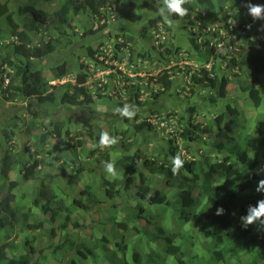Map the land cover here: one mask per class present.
I'll return each instance as SVG.
<instances>
[{
  "label": "trees",
  "instance_id": "1",
  "mask_svg": "<svg viewBox=\"0 0 264 264\" xmlns=\"http://www.w3.org/2000/svg\"><path fill=\"white\" fill-rule=\"evenodd\" d=\"M8 1L16 0H0V20L5 21V31L16 41L0 45V74L7 80L4 86L0 77L1 136L9 140L6 130L13 133L10 128H17L19 122L25 128L26 143L17 145V158L11 153L16 151L11 147L5 149L0 143V180H4L11 169L14 170L13 163L16 160L13 157L26 159L32 156L33 162L24 161L17 170L23 184H29L32 188L34 185L35 192L30 195L32 199L29 206L27 192L12 193L19 185L18 181L0 184V195L2 188L7 190L6 197L0 198V264H168L166 256H173L178 264H183L179 258L180 249L187 252L188 259L192 261L196 254L191 251L197 246L198 240L191 242L177 223L175 229L168 233L161 229L160 223L164 222L162 216L172 204H176L184 222L204 218V223L198 224V230L203 231V236L210 240L207 251L211 256L207 264H214V261L227 264L225 256L229 257V251L219 247L224 243L229 244L228 237L220 229L206 226V223L214 222L218 215H207L204 210L209 207L222 208L224 211L219 217H227L230 223L235 224L234 214L244 216L249 205L255 206L257 201L264 199V192L256 191L258 181L264 179L258 176L264 163V151L251 144L256 136L264 140V133L257 126L255 133L250 132L248 120L251 121L252 117L240 123L245 116L240 102L243 95H246L248 105L260 107L264 111V87H260L264 80V39H253L250 35L254 33V23L249 28L250 24L240 20L229 29L235 35L231 44L236 46L240 41L241 44L227 66L244 75L246 79L243 83L231 77L222 79L216 73L218 65L214 59L216 61V58L221 59L224 55L213 54L214 48H207L206 42L203 43L205 58L199 51V42L188 38L187 46L199 60L205 58L206 63L212 55L214 62L209 69L201 67L199 74L192 75V83L214 93L207 97L206 102L210 106H215L217 101L225 98L220 102L224 103L225 109L233 108V116H225L223 111L205 121L203 126L193 119L196 107H200L199 103L187 99L186 109L178 118L177 125L182 127L179 137L199 147L192 149L193 160L185 161L184 166L174 174L168 167L172 166L169 165L170 157L178 152L176 146L156 131V125L145 123L142 118H147V113L158 119L164 102L174 100L177 93L171 87L168 76H158L161 91H150L144 99L142 95L148 92V86L125 83L130 81L126 77L123 90L114 100L108 94H94L84 86L83 74L88 70L86 63L80 64L77 58L70 64L72 53L78 47H84L86 56L94 62L97 61V54H104L101 43L103 36H96V47L85 40L87 35L84 32L72 42L67 41L65 31L71 26L73 15L98 13L106 6L110 8V5L117 4L125 9L124 15L130 17L127 4H119V0H113L114 3L112 0H58L57 10L49 14L36 5L49 0H36L18 9L17 14L29 20V24H22V27L7 7ZM135 1V5H138L139 1ZM244 2L237 0L230 6H239L237 12H244ZM251 2L256 3L254 0ZM200 4H205L208 9L206 20L212 18L221 22V12L214 10L211 0H188L184 5L188 14L184 18L193 15L205 26L202 14L197 10ZM146 6L151 10L150 5ZM154 10L158 8L154 7ZM155 22V19L149 20L146 27L137 32L135 37L142 41L134 56L151 58L143 47L148 39L144 32ZM191 22H186V28ZM30 32L37 35L43 33L40 36L47 37V41L37 47L33 40L31 42ZM96 32L102 30L98 28ZM134 42L138 41L133 39ZM118 50L119 46L116 45L113 52ZM129 50L132 57V47ZM177 50L178 46L169 44L158 57H173L178 53ZM61 52L63 55H59ZM54 54L60 57L55 58ZM80 66H83L82 70L78 71ZM70 69L76 71L77 82L72 91L69 83L62 85L60 95V91L50 81L64 78ZM45 72L51 73V77H46ZM233 76H237L236 73ZM109 77L111 80L112 75ZM228 85L234 86L236 94L233 98L226 97ZM126 103L138 108L133 119L122 118L113 112L114 108ZM99 105L104 106V111H99ZM170 114L173 115L172 112ZM162 121H169V117L164 115ZM99 123L107 127L110 136L120 138L115 145L106 147L107 150L97 146L103 132L99 129ZM117 124L120 127L116 128ZM32 131L37 133L33 134ZM53 138H58L59 143L52 145L47 142ZM86 138L91 144L90 149L85 148ZM152 139L154 144L147 154L144 149L151 144ZM143 144L146 145L144 148ZM262 144L264 147V141ZM88 158L95 164L92 168L89 167L90 163L84 162ZM105 161L114 162L115 176L105 172ZM39 170L40 175L37 174ZM154 175L164 177V188L151 189ZM239 175L242 177L240 180L237 179ZM132 188L136 207L129 205L132 199L129 191ZM143 203H147L151 211ZM73 207L87 215V224L78 223ZM156 208H161L159 214ZM141 219L147 225L138 229L136 227ZM130 224L133 226L128 229ZM150 226H154V229L151 230ZM239 231L238 227L236 232ZM247 231L251 242L264 243V234L251 229ZM110 235L119 239L117 248Z\"/></svg>",
  "mask_w": 264,
  "mask_h": 264
},
{
  "label": "rangeland",
  "instance_id": "2",
  "mask_svg": "<svg viewBox=\"0 0 264 264\" xmlns=\"http://www.w3.org/2000/svg\"><path fill=\"white\" fill-rule=\"evenodd\" d=\"M36 0H16V1H8L7 7L10 9V11L15 15L14 17L19 20L20 24L22 27H24L22 24H29V20L26 18V16L18 15V9H20L22 6L26 4H32ZM117 1V0H116ZM139 4L135 5V0H119V4L125 3L127 4V11L131 15L130 17L125 16V9H121L118 7L119 5H114V8L116 9L114 12L110 13L109 9H105L99 17H101V21L99 24L95 23L93 20L92 22L90 21V17L82 14V15H73L72 17V23L71 26H68V29L65 31L66 39L67 41L69 40L72 42L75 40V38H79L80 35L82 36L84 32L85 34L87 33L88 35L85 36V40L87 42H90L93 47H96L95 43L98 42V39H96V29L99 27H103L105 25V29L103 32H100L99 34L103 35L102 38V51L105 53L104 58L100 55L97 56V61H91L85 54V49L84 47H78L74 53H72V59L70 64L72 65V60L75 61L78 58V62L82 65H87L86 73L83 74L85 78L84 86L88 87L92 92L104 95V94H110L114 100L118 99V94L120 90H123L124 81L126 77L130 79V81H127L125 83H138L141 86H148V92H145L142 95V99H144L150 91H161V86L160 83L158 84L157 82V77L158 76H163L166 74L170 80H171V87H174V90L176 91V95L173 97L174 100H166L164 102L163 108L160 110L161 116H158V119H155L153 116L150 114L146 113V117L142 116L143 121L145 123L150 122L151 124L156 125V131L159 132L160 135H163L165 137H169L172 139H178L179 138V133L182 131V127L177 125L178 124V118L183 115V110L186 109V103L187 101L193 99L194 102L197 104L199 103L200 107H196V112L194 114V122L195 123H201L203 126H205V121L210 120L212 117L214 118L216 116L217 112H220L221 109L213 108L207 103L206 97L210 95V91L208 89H204L202 87H198L197 85L192 83V80L190 76L193 74V72L197 73L195 70L199 69L200 67L207 65V68L214 64V62L218 65V69L216 70V73L222 78V79H229L230 77L234 79L235 81H239L243 83L244 81V75H241L239 71L236 69H233L231 67H228L227 64L229 63V57L225 56L229 52L222 51L221 48L224 46H221V42L224 41L225 35L227 33L231 34L229 31L230 28H233L238 24L240 20L244 21L247 24H252L254 23V33L250 34L253 39L260 38L264 39V31L260 30L262 26H264V20H256L254 21L246 11H244L242 14L237 12L238 11V6L234 8L233 6H230V4L236 0H227L224 4L227 5L225 7V10L222 8V13L224 14L221 22L216 23L210 20L208 22V29L205 30L204 28L199 26V22L194 21L191 22V24L187 25L186 28V22L188 20L192 21L190 16L189 18H180V17H174L172 16L171 19L174 21L173 25L170 27L167 23L164 22L163 18L158 15V10L155 11L154 7L159 8L162 6V0H138ZM192 1V0H189ZM225 0H213V3L215 5V9L217 10ZM4 2V1H3ZM37 2V1H36ZM257 3L264 4V0H256ZM151 5V10L147 9V4ZM41 9L46 11L47 13L51 14L54 11L57 10L59 3L58 0H49L48 2H39L38 4ZM126 6V5H125ZM201 7V6H200ZM200 7H197L199 10ZM119 9V11H118ZM196 12V11H195ZM218 13V12H217ZM203 17V15H202ZM156 21V24L154 26H151L150 28L146 29V32L144 34L146 35V39L143 47L145 46L144 49H147L149 52V57L150 59H140V57L134 56L137 50L140 48V43L141 39L136 38L137 32L141 31L144 27H146L147 23L149 20H154ZM200 21V20H199ZM202 22L200 21V24ZM101 25V26H100ZM5 21L0 20V45L7 44L9 42H12V38L9 35L8 32L5 30ZM218 29L220 31H218ZM98 31V30H97ZM215 32V33H214ZM42 33V32H40ZM214 35H211V34ZM216 34H219L218 36ZM241 34V33H240ZM40 35H43L40 34ZM79 36V37H78ZM91 39V37H94ZM232 36L234 37L235 35L232 33ZM84 37V36H83ZM189 37H193L199 44L201 45L200 47V52L205 55L206 58V48L203 45V43L208 42L207 48L214 47L215 53L216 50L220 51L221 54H223V58H216V61L214 59V62L210 60V57L208 58V61L210 60V65L209 63L204 62L205 58H200L196 56V53L187 46V41ZM30 38L31 41L33 40V44L35 42L37 43H42L47 41V37H42L34 32H30ZM133 39L135 41H138L137 43H133ZM241 39L242 35H241ZM220 41V42H219ZM244 41V40H243ZM242 41V42H243ZM116 43L117 46H119V51L118 52H113V46ZM171 44L172 46L174 45L175 47L178 46L177 54L175 56L173 55V58L165 59V58H159L160 56V51L164 52L165 47L167 45ZM241 41L237 43L238 46H240ZM226 45V43H225ZM237 46V47H238ZM132 47V52L133 55L130 57V48ZM142 47V48H143ZM68 48V47H67ZM189 49V52H188ZM135 52H134V51ZM188 53H187V52ZM59 55H63V53H59ZM58 54H54L53 57L58 58ZM147 55V54H145ZM154 56V58H152ZM60 57V56H59ZM116 57V58H114ZM146 57V56H145ZM118 58L120 60H118ZM131 59V61L129 59ZM170 68L168 69V67ZM74 67V66H71ZM83 66H80L78 71L82 70ZM188 67V68H187ZM170 71V72H168ZM84 73V71H82ZM112 73V74H111ZM236 73L237 76H233V74ZM112 75V79L109 80L108 75ZM46 77H51V73L45 72ZM77 76L76 71H73L70 69L67 73V76L62 78L61 80H51L50 84L55 87L56 90L60 91L61 95V89H63L64 84L69 83L70 84V90H73L74 85L77 82ZM1 77V74H0ZM109 77V78H108ZM264 77V76H262ZM231 79V81H232ZM246 79V78H245ZM109 83V88L107 87L108 82ZM120 85V86H119ZM264 85V80L263 84ZM6 86V85H4ZM119 86V87H118ZM260 86V87H261ZM108 88V90H107ZM228 90V95L229 98L233 97V90L231 87L228 85L227 86ZM108 92V93H107ZM154 93V92H153ZM97 97V96H96ZM189 97V98H187ZM189 99V100H187ZM125 98L123 99V101ZM5 107V106H4ZM264 107V104L262 105ZM99 111H104V106L99 105L97 107ZM207 109V110H206ZM206 111V112H205ZM244 111L245 112H251L249 115L253 114L255 112V119H259L260 114L259 111H255L253 109H250L244 105ZM170 112L173 113V115L170 114ZM168 116L169 119H174L172 121L171 127H166V126H160V123L162 122V117L163 116ZM141 118V119H142ZM29 119V118H28ZM157 122V123H156ZM177 122V123H176ZM255 122V121H253ZM176 123V124H175ZM132 124V123H131ZM130 124V125H131ZM18 127L17 128H10V130L14 133H11L10 131L6 130L7 134L9 135V140L6 141V138H2L1 136V131L2 128H0V143L3 144V147L6 148H12L14 151H11L12 156L16 157V153L18 152L17 145H23L26 143V139L24 136V131L25 128L21 127V123L18 122ZM120 127V124H117L116 128ZM124 128L126 127V124L123 126ZM132 127V126H131ZM21 129V130H20ZM99 129H101L103 132L108 133V129L105 125L102 123H99ZM133 129V128H132ZM33 134H36V131H32ZM23 134V135H22ZM117 137V136H116ZM118 140L120 139L117 137ZM87 140V138H86ZM51 142L52 145H55L59 143L58 138H53L47 140V142ZM206 141H207V136H206ZM151 144H149L144 151L148 154L151 151V148L153 147L154 140L152 139ZM259 141H255L254 146L256 149L258 148L260 151H264V149H261V146L258 144ZM142 141L139 139V144H141ZM146 145H142V148H144ZM178 148L181 149L180 152L183 153V158L187 157V154L192 157V149H197L199 146L191 145L188 146L187 142L185 141L182 143V141H178L177 143ZM86 149L91 148V144L86 141L85 145ZM106 148V147H104ZM11 149V150H12ZM17 149V150H16ZM107 150V148H106ZM190 153V154H189ZM13 157V160H16L15 163H13L14 170L11 169L8 173H6L5 179L0 180V184L3 182H6V184L9 181H18L19 185L13 190V194H20L21 192L25 191L29 195L27 197V205L31 203V194L35 192V188L33 185V188L29 184H23V182L20 179V174H18V168L20 164H24V161H29L33 162V158H21V159H16ZM0 158H1V151H0ZM28 159V160H27ZM85 163H90V168L95 166V164H92V161L88 158L87 160H84ZM264 162V160H263ZM81 164V163H80ZM171 165V163L169 164ZM264 167V163L262 164ZM172 166L168 167L171 169ZM41 170L38 171L37 174L40 175ZM111 176V175H110ZM241 175L237 176L236 178L240 180ZM87 177V176H86ZM235 178V179H236ZM1 179V177H0ZM160 178L159 175H154L151 181V189H157V188H164L163 181ZM32 183V182H31ZM33 184V183H32ZM1 190V195L0 198H4L7 195V190L6 188H2ZM129 195L132 196V199H130L129 205L132 207H136L137 201L134 198L135 192L134 189L132 188L129 191ZM152 195V192L150 193ZM125 204H128V201H125ZM146 209L150 210V207L147 203L142 204ZM30 206V205H29ZM74 214L77 219L79 224H87L89 221L87 215L83 213L80 210H77L75 207ZM153 209V208H152ZM161 208H156V212H160ZM33 211L36 212V209L33 208ZM140 225H143L141 223ZM129 238L130 236L127 235ZM44 242V238H41ZM127 239V237H126ZM137 240H141L140 238H136ZM128 240V239H127ZM136 240V241H137ZM142 241V240H141ZM208 262V258H201L199 259V262L195 264H206ZM193 264V263H192Z\"/></svg>",
  "mask_w": 264,
  "mask_h": 264
},
{
  "label": "clouds",
  "instance_id": "3",
  "mask_svg": "<svg viewBox=\"0 0 264 264\" xmlns=\"http://www.w3.org/2000/svg\"><path fill=\"white\" fill-rule=\"evenodd\" d=\"M211 1L213 3V0H211ZM226 1H224V4H228V3H225ZM254 1L256 2V0H254ZM112 2L114 3L113 0H112ZM186 3H188V0H162V6L158 8V15L161 16L163 18L164 22L167 23L171 27L174 23V21L171 19L172 16H177L180 18L187 16L188 9L184 7V5ZM224 4H222L220 6L221 8L219 7L217 9L221 12L222 18L224 16V14L222 13V8L225 10V8L228 7L227 5H224ZM114 5H117V4L110 5V8L108 6H106L105 8L101 9L98 13H88L85 15L90 17L91 22L93 20L95 23L99 24L101 21V17H99V15L105 9H109V12L110 11L114 12L116 10L114 8ZM200 6H199L200 7L199 10L198 9L197 10H198V12H200L203 15V19H204L203 22H205L204 23L205 26H203V24H200L199 20L193 18L194 16L191 17L192 22H194V21L199 22V26L204 28L205 30L208 29V25H209L208 22L210 20H212L213 22L219 23L212 18H210L209 20H206L208 9L205 6V4H200ZM213 6H214V10H216L214 3H213ZM225 6H227V7H225ZM243 7L245 8V10H243V11H246L247 14L254 21L264 20V4H260L257 2L252 3L251 0H245V2L243 3ZM238 9H239V6H238ZM112 12H110V13H112ZM239 13L242 14L243 12L239 11ZM155 24H156V22L154 23V25ZM248 27L251 28V25H249ZM99 28L103 32L105 29V25H103V29L101 27H99ZM97 30L98 29H96V31ZM260 30L264 31V26H262V28ZM218 31H220V30L218 29ZM139 32H141V31H139ZM85 35H88V34L86 33ZM211 35H214V34L212 33ZM216 35L218 36L219 34H216ZM39 36H40V34H39ZM96 36H103V35L96 32ZM225 36L226 37H225L224 41L220 43L221 46H224L221 48V50L225 51L226 53L229 52L225 56H227V57H229V59H231V57H233L235 55V52L238 49L237 48L238 45L236 44V46H235V45L231 44V39L234 38L232 36V32H231V34L227 33ZM11 38L13 40L12 42L16 41L15 38H13V37H11ZM225 43H226V45H225ZM40 44L41 43H37V42L34 43V45H36L37 47H40ZM29 46H32V45L30 44ZM114 48H116V43L113 46V50H114ZM214 51H215V49L213 50V54L221 53L218 50H216V52H218V53H215ZM159 53H162V51H160ZM104 54L102 56L103 58H104ZM169 58H173V57H170V56L165 57V59H169ZM210 60H212V55L210 56ZM210 60L208 62H206V63H209V65H210ZM202 67L205 69L210 68V67L207 68V65H204ZM169 68H170V66L168 67V69ZM200 68L196 69L195 71L197 73L193 72L192 75L199 74ZM168 72H170V71H168ZM108 76H110V74ZM191 76H190V78H191ZM1 79L3 80L4 85H6L7 80L4 78V76H1ZM168 80H170V79L168 78ZM229 86L234 91L233 94L235 96L236 92H235L234 86L233 85H229ZM260 86H261V83H260ZM261 87H264V85H262ZM204 89H207V88H204ZM153 92H157V91L153 90ZM227 92H228V90L226 88V97H229L230 95H228ZM210 93H211L210 94L211 96L214 95L213 92L210 91ZM104 95H107V94H104ZM108 95H110V94L108 93ZM110 97H111V95H110ZM207 97H206V101H207ZM233 97H230V98H233ZM223 99H225V98H223ZM223 99H220L219 101H217V104L215 106H211V107H212V109L213 108L221 109L220 110L221 113L224 111L225 116H229L232 118L233 114L231 111L233 110V108L225 109L224 103L220 102ZM240 99H241L240 102L243 105L242 106L243 111H244V105H245L246 107H248L250 109H253L255 111H259V114H260V117L257 120V119H255V112L253 114L249 115V113H251V112L247 113L244 111L245 116H244V119H241L240 123L243 124L246 120H248L249 117H252L251 121L248 120L250 132L255 133V126H257L260 129V132L264 133V115H263L264 111H263V109L260 107L259 108H253L252 106L248 105V103L246 102V95H243ZM137 111H138V108L136 105L127 104V103L121 107H116L113 109L114 114H118L122 118H126V119H133L136 116ZM220 112H217L216 116ZM173 120L174 119H169V121H167V122L162 121V122H158V123H160V126L171 127ZM253 121H255V122H253ZM174 122H175V120H174ZM236 129L238 130L239 126ZM167 139H170L171 141H173L174 145L176 146V150L178 151L175 155L170 157V162L172 165L171 171L174 174H176L184 166L185 161L193 160V156L191 157L190 156L191 154L189 153L190 155L187 154V157L183 158V153L180 152L181 149L178 148V146H177V143L179 140L182 141V143H184L187 140H184L181 137H179L178 139H176V138L172 139V138L167 137ZM255 141H259L258 144L263 147V144H262L264 141L263 138L259 139L258 136H256V138L254 137V140L252 141L251 144L255 145ZM117 142H118L117 137L110 136L109 133H107V132H102L99 136L97 146H99L101 148L110 147L112 145H115ZM189 143H190V147H191L192 142H187V145ZM263 149H264V147H263ZM103 167H104V170L107 174H109L111 176L116 175L114 162L105 161L103 163ZM260 171H261L260 173L258 172V176L264 178V167H263V165H262V168ZM160 178L162 180L164 179V177H162V176H160ZM33 184L37 185L38 182H34ZM163 185H164V181H163ZM256 191L257 192H264V179H261L258 181V186L256 188ZM177 193H178V190H177L176 194ZM176 194H175V196H176ZM168 195L169 194H167V196ZM174 197L172 198L171 203L174 201ZM200 209L203 212L202 208H200ZM204 211L207 215H210L211 213L218 215V218L214 222L206 223V226H208L209 229H217L218 228L222 232H224L228 237L229 244L227 245L224 243L219 247L220 249H228V251H229V254H228L229 257L225 256L227 264H264V243H262V242H251L249 240V237H248L249 234L247 231V230L251 229L252 231H254L256 233L264 234V199L257 201L255 206L249 205L247 208V214H244V216L240 217V216H238V214H234L235 215L234 218L236 221L235 224L230 223L227 220V217H222V216L219 217V215L223 214L224 210L222 208H210L209 207V208H206V210H204ZM156 213L159 214L160 212H156ZM162 217L164 218V222L160 223L161 229H163L167 233L170 232L171 230L175 229V225L177 223L180 226V228L187 233L186 236L189 237V240L191 242L195 241V239L198 240L197 246L195 247V249H193L191 251L192 253L196 254V256L192 259V261L188 259L187 252H182L183 249H180L179 258L183 262V264H192V263L195 264L196 262L197 263L199 262V259L206 258V257L208 258V261H209L211 253L209 251H207V244L210 242V240L208 237L203 236L204 235L203 231L198 230V224L204 223V218L202 220H199V221L196 218H194L192 220L184 222L182 215L177 210L176 204H172L170 210H167V212L164 213ZM229 218H230V216H229ZM141 223H143V225H140ZM146 225H147L146 221L144 219H141L138 227H136V228L140 229V227H142V226L145 227ZM132 226H133L132 224L128 225V229H131ZM238 227L240 228L239 233L236 232ZM241 228L243 229L242 232H241ZM150 229L151 230L154 229V226H150ZM131 239H133V238H131ZM115 245H117V246H115L117 248L118 242ZM165 258H166V261L168 264H178L177 260L173 256H166ZM214 264H223V262H218V261L215 262L214 261Z\"/></svg>",
  "mask_w": 264,
  "mask_h": 264
},
{
  "label": "crops",
  "instance_id": "4",
  "mask_svg": "<svg viewBox=\"0 0 264 264\" xmlns=\"http://www.w3.org/2000/svg\"><path fill=\"white\" fill-rule=\"evenodd\" d=\"M110 236H111V241L116 244L119 239L115 236H112V235H110ZM86 263H88V261Z\"/></svg>",
  "mask_w": 264,
  "mask_h": 264
}]
</instances>
